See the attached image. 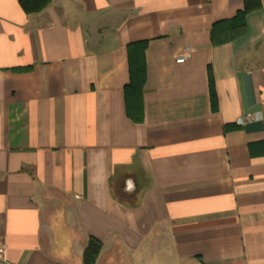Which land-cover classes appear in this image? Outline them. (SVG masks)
Instances as JSON below:
<instances>
[{
	"label": "crops",
	"instance_id": "1",
	"mask_svg": "<svg viewBox=\"0 0 264 264\" xmlns=\"http://www.w3.org/2000/svg\"><path fill=\"white\" fill-rule=\"evenodd\" d=\"M245 2L0 0V264H264V0L211 42Z\"/></svg>",
	"mask_w": 264,
	"mask_h": 264
},
{
	"label": "trees",
	"instance_id": "2",
	"mask_svg": "<svg viewBox=\"0 0 264 264\" xmlns=\"http://www.w3.org/2000/svg\"><path fill=\"white\" fill-rule=\"evenodd\" d=\"M245 8L239 10L235 16L216 21L211 29L213 46L223 45L237 40L247 34V14L260 7L259 0H245ZM23 9L29 13L43 11L50 0H20ZM147 40L132 42L128 45L130 81L125 86L124 95L127 115L137 123L143 122V88L146 81L145 51ZM214 100V95H213ZM103 243L98 238L90 236L83 254V264H96L101 253Z\"/></svg>",
	"mask_w": 264,
	"mask_h": 264
},
{
	"label": "built area",
	"instance_id": "3",
	"mask_svg": "<svg viewBox=\"0 0 264 264\" xmlns=\"http://www.w3.org/2000/svg\"><path fill=\"white\" fill-rule=\"evenodd\" d=\"M185 58H186V56H181V57L179 58V61H184ZM247 118H248V119H254L255 116H253V115H251V114H248V115H247ZM240 122H243V120H240Z\"/></svg>",
	"mask_w": 264,
	"mask_h": 264
}]
</instances>
